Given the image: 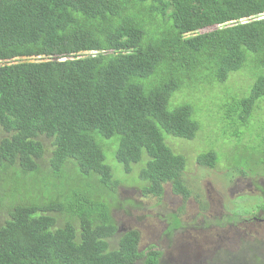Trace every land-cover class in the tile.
<instances>
[{"label":"trees","instance_id":"trees-1","mask_svg":"<svg viewBox=\"0 0 264 264\" xmlns=\"http://www.w3.org/2000/svg\"><path fill=\"white\" fill-rule=\"evenodd\" d=\"M263 14L264 0H0V264H170L162 246L140 248L136 228L118 233L106 196L125 181L105 159L113 150L129 173L144 152L142 194L159 197L168 183L188 198L186 154L164 133L193 141L199 127L190 104L168 109L175 92L209 91L198 101L217 106L211 124L234 136L231 147L219 143L227 162L243 139L255 165L234 169L264 176ZM36 56L44 60L29 61ZM235 73L252 76L245 90L227 84ZM98 135H117V148L98 145ZM214 154L198 152L196 162L212 169ZM66 167L98 189L45 195ZM175 213L163 233L171 241L183 225Z\"/></svg>","mask_w":264,"mask_h":264},{"label":"rangeland","instance_id":"rangeland-1","mask_svg":"<svg viewBox=\"0 0 264 264\" xmlns=\"http://www.w3.org/2000/svg\"><path fill=\"white\" fill-rule=\"evenodd\" d=\"M28 58L29 61L43 59L41 56ZM15 59L27 61L26 57ZM235 80L244 83L242 90H245L252 76L244 77L243 73H235L226 81L227 84H231ZM193 91L175 92L176 94L173 93L168 100V109L181 104L191 105L192 119L197 121L199 127L193 141H182L181 138L164 133V141L172 144L174 152L177 151L175 153L186 154L182 177L191 193L188 198L183 200L180 196L174 195L168 183L164 184L159 197L142 194L140 189L142 183L136 177L140 166L145 163L146 153L143 152L142 161L133 164L129 173H124L121 165L115 161L113 150L106 155L105 162L107 163L110 157L112 169L122 175L120 178L125 181L106 196L107 201L111 203L110 209L119 228L118 233L136 228L141 235L140 248L148 244L162 246L164 254L172 259L170 264H180L184 259L183 264H264V221L253 220L264 201L258 196L259 191L254 185L259 183L264 187V176H256L253 181L248 177H242L234 169L235 166L245 168L250 162L255 165L254 161L248 162L243 155L245 149L249 147L243 139L236 140L241 144L242 151L234 152L232 159L227 162V150L219 143L226 138L231 147L234 145V136L224 134L222 129L216 130L213 126L216 121L211 124L213 118L210 117L215 115L217 106L204 110V106L198 101L199 98L203 100L209 91L201 93ZM248 128L253 129L254 124L249 123ZM234 131L231 124L230 132L234 134ZM171 138L175 139L170 141ZM95 140L100 146L110 143L112 149H116L118 145L117 135L110 139L98 135ZM258 141L259 138H256L255 143ZM104 150L106 152V149ZM209 150L215 152L212 158L216 157L212 169L199 165L195 158L198 152ZM115 177H118L116 173ZM72 179L79 184L71 185ZM42 180H46V177L44 176ZM249 180L254 184L250 182V185ZM53 183L57 189L53 192L49 186H45V195L64 196L65 199L76 188L89 196L98 189L89 178H81L77 168L69 169L65 177L55 178ZM70 185L71 187L66 190ZM205 203L207 207L202 209L201 206ZM175 212L183 225L175 231L174 240L171 241L163 233L167 228L166 219L171 220V215L176 214ZM117 240L118 237L112 236L109 239V246L116 247ZM255 255H262V258L256 259Z\"/></svg>","mask_w":264,"mask_h":264},{"label":"flooded vegetation","instance_id":"flooded-vegetation-1","mask_svg":"<svg viewBox=\"0 0 264 264\" xmlns=\"http://www.w3.org/2000/svg\"><path fill=\"white\" fill-rule=\"evenodd\" d=\"M251 185V184H250ZM262 193H264V191L262 190ZM263 196V195H262ZM264 199V196L262 197ZM257 221L262 220L264 221V201L262 203V206L260 208H258L257 212Z\"/></svg>","mask_w":264,"mask_h":264},{"label":"clouds","instance_id":"clouds-1","mask_svg":"<svg viewBox=\"0 0 264 264\" xmlns=\"http://www.w3.org/2000/svg\"><path fill=\"white\" fill-rule=\"evenodd\" d=\"M93 53H95V52H93ZM253 220H254V221H257V216H255V217L253 218Z\"/></svg>","mask_w":264,"mask_h":264}]
</instances>
